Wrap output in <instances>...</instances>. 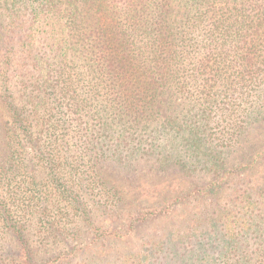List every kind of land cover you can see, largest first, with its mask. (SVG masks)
<instances>
[{"label": "trees", "instance_id": "obj_1", "mask_svg": "<svg viewBox=\"0 0 264 264\" xmlns=\"http://www.w3.org/2000/svg\"><path fill=\"white\" fill-rule=\"evenodd\" d=\"M263 124L264 0H0L8 263L38 264L34 221L92 233L68 264H264ZM139 157L154 172L118 177Z\"/></svg>", "mask_w": 264, "mask_h": 264}, {"label": "rangeland", "instance_id": "obj_2", "mask_svg": "<svg viewBox=\"0 0 264 264\" xmlns=\"http://www.w3.org/2000/svg\"><path fill=\"white\" fill-rule=\"evenodd\" d=\"M257 91V90H256ZM189 103V102H188ZM180 104V103H179ZM193 105V104H192ZM175 108H177L178 110H181V108L177 105H175ZM189 109L188 107L183 106L182 109ZM218 118H215V122L212 123V125L210 126L211 130H218L217 127V123H218ZM258 128H261L260 133L263 132L264 130V124L261 126H259ZM149 135V132H147ZM144 133L141 129L138 128L137 131H135L134 133V139H138L140 136H143V134H147ZM213 133V132H212ZM147 136L143 137L144 139H146ZM143 159L141 157L137 158L135 161V163L133 164V167L128 171L123 170V169H118L115 173L118 175V177H120L121 179H123L124 177H126V180H128L129 182H135L137 181V177L140 173L142 172H147V171H152L154 172V168L156 167V164L153 163L154 158H148L147 161L145 160H140ZM82 166H84V162L81 163ZM85 168L81 169L82 173L84 171ZM40 174V171L38 172ZM41 175V174H40ZM153 176V174H152ZM123 177V178H122ZM163 182L164 178L162 177V174L159 178V180H157V182ZM161 184V183H160ZM83 201L85 203H87L90 212L93 214V219L95 221H97L100 225L104 226V227H108L110 224L109 221L106 220V218H103L102 212H97L96 210V203L100 201V197L98 195H95V198L92 197V195L88 196V195H83ZM8 201V200H7ZM22 203V201H21ZM9 206L12 207V201H8ZM51 209L52 206H49ZM62 209L64 212H68V207L67 205L64 203L62 204ZM13 216L15 218H12L14 221L19 220L18 218L20 216H18V214H13ZM68 221V219H67ZM28 232L30 234V237L32 239L33 242V246L35 247V249L37 250L39 254V262L38 264H68V253H70V251L68 249H70L72 246H76L77 249H84L86 246L89 245V243H91L93 236L92 233L90 231H88L86 228L83 231V239L80 241V243H78L77 245L75 244H70L68 243V239H63L64 241H60L58 240H53L51 242H45L44 244L40 243V239L39 236L36 233V230L33 229L34 226V221L32 222L31 226H28ZM158 228L160 226H157ZM151 228H153V226H148V227H143V230H150ZM64 238V237H63ZM17 252V244L15 242V240H13L12 235L9 232H6L4 230V226L3 223L0 220V254L3 255V258L7 260V263L9 262L8 259H12L13 257H15ZM59 256L65 258V260H61L59 259ZM83 254L79 253L77 255L76 258H74L73 262H71V264H77L78 261L83 260ZM8 258V259H7ZM8 264H12V263H8Z\"/></svg>", "mask_w": 264, "mask_h": 264}]
</instances>
